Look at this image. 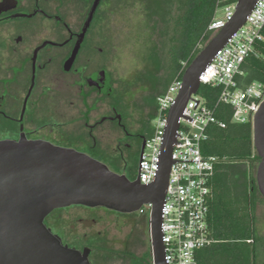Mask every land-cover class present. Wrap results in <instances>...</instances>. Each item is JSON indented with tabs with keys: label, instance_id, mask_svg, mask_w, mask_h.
<instances>
[{
	"label": "flooded vegetation",
	"instance_id": "obj_1",
	"mask_svg": "<svg viewBox=\"0 0 264 264\" xmlns=\"http://www.w3.org/2000/svg\"><path fill=\"white\" fill-rule=\"evenodd\" d=\"M103 1L68 63L94 0H0V141L62 146L64 135L75 132L85 153L125 174L126 157L141 153L148 119L129 111L114 87L106 66L110 53L103 26L107 17L100 14ZM127 215L70 205L52 210L44 224L63 244L89 248L90 258L93 239L105 232L96 227L119 229Z\"/></svg>",
	"mask_w": 264,
	"mask_h": 264
},
{
	"label": "water",
	"instance_id": "obj_2",
	"mask_svg": "<svg viewBox=\"0 0 264 264\" xmlns=\"http://www.w3.org/2000/svg\"><path fill=\"white\" fill-rule=\"evenodd\" d=\"M99 1L94 0L91 5L68 63L73 61ZM255 1L237 0L232 20L184 70L181 88L168 110L159 169L151 183L131 180L74 148L48 141H0V264H91L89 248L78 250L63 244L46 227L44 218L52 210L70 205L102 206L130 214L148 202L152 204L149 213L152 264H166L160 209L182 110L200 86V72L230 34L244 23ZM252 142L260 158L255 170L256 185L264 198V101L253 117ZM143 147L144 144L142 150Z\"/></svg>",
	"mask_w": 264,
	"mask_h": 264
},
{
	"label": "built area",
	"instance_id": "obj_3",
	"mask_svg": "<svg viewBox=\"0 0 264 264\" xmlns=\"http://www.w3.org/2000/svg\"><path fill=\"white\" fill-rule=\"evenodd\" d=\"M236 4L237 0H216L215 16L205 31L209 34L207 42L232 20ZM263 29L264 0H256L244 23L218 48L198 77L199 85L220 88L217 104L229 105L231 119L237 123L252 124L264 101V83L254 80L241 87L237 81L246 59L258 55L256 46L264 40ZM183 73L179 72L157 97L154 130L146 138L137 162L136 178L142 184L151 183L157 175L168 110L181 88ZM210 125L224 128L225 122L216 117L214 108L206 105L196 91L186 102L179 119L160 209L161 241L166 264H198L197 250L213 241L207 221L209 181L219 158L202 151ZM151 208L150 202L145 203L137 213L149 216Z\"/></svg>",
	"mask_w": 264,
	"mask_h": 264
},
{
	"label": "trees",
	"instance_id": "obj_4",
	"mask_svg": "<svg viewBox=\"0 0 264 264\" xmlns=\"http://www.w3.org/2000/svg\"><path fill=\"white\" fill-rule=\"evenodd\" d=\"M215 3L166 1L162 55L171 76L183 73L201 50L198 43L208 40L205 31L215 16ZM256 47L258 55L248 57L237 76L241 87L254 80L264 83V40ZM219 92V87L209 85H200L197 90L206 105L214 108L216 117L225 122L224 128L210 125L202 143L203 153L217 156L219 162L209 181L207 221L213 241L197 250V262L264 264V237L258 234L255 216L259 194L255 165L260 158L252 142V124L232 121L230 106L217 104ZM131 264H152L151 251L139 257L131 255Z\"/></svg>",
	"mask_w": 264,
	"mask_h": 264
},
{
	"label": "rangeland",
	"instance_id": "obj_5",
	"mask_svg": "<svg viewBox=\"0 0 264 264\" xmlns=\"http://www.w3.org/2000/svg\"><path fill=\"white\" fill-rule=\"evenodd\" d=\"M166 1L104 0L100 9V14L107 17L103 23L110 53L106 66L123 104L138 118L148 119L142 127L146 136L154 130L157 97L175 76H171L162 55ZM206 43L197 46L202 49ZM77 137L75 132L67 133L60 144L86 152V147L77 143ZM138 158L139 154H134L122 164V171L133 180L137 177ZM255 216L258 234L264 237V198L260 193ZM102 227L105 231L102 238L93 239L90 246L91 264H131V255L139 257L151 251L148 215L130 213L121 228L105 224L96 229ZM80 229L75 225V230Z\"/></svg>",
	"mask_w": 264,
	"mask_h": 264
},
{
	"label": "crops",
	"instance_id": "obj_6",
	"mask_svg": "<svg viewBox=\"0 0 264 264\" xmlns=\"http://www.w3.org/2000/svg\"><path fill=\"white\" fill-rule=\"evenodd\" d=\"M151 134H152V133H151ZM151 134H150V135H151ZM150 135H149V136H150ZM147 137H148V136H147Z\"/></svg>",
	"mask_w": 264,
	"mask_h": 264
}]
</instances>
